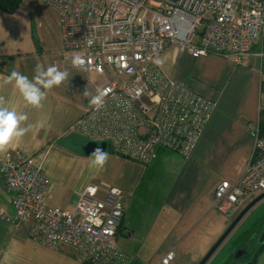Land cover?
Returning <instances> with one entry per match:
<instances>
[{
    "label": "crops",
    "instance_id": "obj_1",
    "mask_svg": "<svg viewBox=\"0 0 264 264\" xmlns=\"http://www.w3.org/2000/svg\"><path fill=\"white\" fill-rule=\"evenodd\" d=\"M40 2L52 9L46 24L45 17L35 22L20 15V7L14 13L0 9V95L10 109L28 115L22 126L33 125L0 153V163L16 150L26 152L44 170L48 203L64 210H72L90 184L119 187L126 206L117 232L119 246L139 264H155L170 250L175 252L170 264H199L252 201L230 217L212 205L216 187L235 182L253 154L254 141L245 126L259 116L264 91L261 59L253 55L244 66L212 52L195 58L184 46H171L159 56L163 71L216 103L196 147L189 157L158 148L147 166L108 152L100 169L92 166V158L83 151L84 138L73 130L92 96L81 94L87 85L81 74L88 75L87 83L90 76L70 68L59 12ZM47 53L59 58L49 66L66 71L68 77L48 90L42 107L34 108L4 81L12 71L31 80L37 65L49 67L43 59ZM14 213L0 171V264H83L79 251L70 246L52 248L31 239L32 220L16 225L10 220ZM237 231L232 230L206 264H231L244 250L252 254V241L236 245Z\"/></svg>",
    "mask_w": 264,
    "mask_h": 264
},
{
    "label": "built area",
    "instance_id": "obj_2",
    "mask_svg": "<svg viewBox=\"0 0 264 264\" xmlns=\"http://www.w3.org/2000/svg\"><path fill=\"white\" fill-rule=\"evenodd\" d=\"M40 1L59 12L70 68L105 77L94 95L111 89L99 111L90 98L73 130L145 166L158 148L189 157L216 108L154 63L171 46L182 45L195 58L212 52L244 66L257 55L264 74V0ZM76 56L82 65H73ZM245 127L253 154L239 178L221 182L212 198L227 217L264 192V91L257 120ZM0 171L12 195L10 220L16 225L32 220L31 239L52 248L70 246L83 264H139L117 243L126 207L122 189L90 184L73 209L64 210L48 203L44 170L26 152L8 155ZM174 258L170 250L155 264Z\"/></svg>",
    "mask_w": 264,
    "mask_h": 264
},
{
    "label": "clouds",
    "instance_id": "obj_3",
    "mask_svg": "<svg viewBox=\"0 0 264 264\" xmlns=\"http://www.w3.org/2000/svg\"><path fill=\"white\" fill-rule=\"evenodd\" d=\"M72 63L79 66L84 61L80 56H76ZM154 63L158 66L162 65L159 58L155 59ZM35 72V76L30 80L27 76L12 71L4 83L17 89L26 105L40 108L43 106L42 102L47 98L48 90L60 86L67 79L68 73L59 70L55 65L49 66L47 69L37 65ZM110 91L111 89H97V94L91 97L90 103L97 111L105 106V97ZM85 95L91 94L86 92ZM27 120L26 113L10 109L6 97L0 95V153L7 151L14 141H18L33 127L31 124L22 126ZM90 157L92 166L102 169L107 162L108 152L97 147Z\"/></svg>",
    "mask_w": 264,
    "mask_h": 264
},
{
    "label": "rangeland",
    "instance_id": "obj_4",
    "mask_svg": "<svg viewBox=\"0 0 264 264\" xmlns=\"http://www.w3.org/2000/svg\"><path fill=\"white\" fill-rule=\"evenodd\" d=\"M19 7H20V11H19L20 15L28 16L29 19L33 18L35 22L37 21L38 18L42 20L43 17H45L44 18L45 24L47 22L46 18L48 17V14L52 13L51 8L42 4L38 0H22ZM63 49L65 53H67L64 46ZM43 59L44 62L49 66V64H51L55 59H59V58H56L53 53H47L43 57ZM81 76L83 80L86 81L85 84H87L85 86H82L80 89L81 94L85 97H89L93 95L95 89L101 86L102 84H104L105 82V77L95 72H92L89 75L91 81L90 83L89 82L87 83L88 75L81 74ZM86 92L90 93L91 95H85ZM84 142L86 143L87 141L84 139ZM241 211L242 210H240V212L236 215L235 219L238 217ZM236 227L238 230L237 237L239 238L236 245H238L239 242L240 243L245 242L246 239H247L246 242H250L251 241L249 240L250 238H253L254 244L257 245L260 234L264 228V199L256 203L250 209V211H248L246 216L239 221ZM257 264H264V252L260 255Z\"/></svg>",
    "mask_w": 264,
    "mask_h": 264
},
{
    "label": "water",
    "instance_id": "obj_5",
    "mask_svg": "<svg viewBox=\"0 0 264 264\" xmlns=\"http://www.w3.org/2000/svg\"><path fill=\"white\" fill-rule=\"evenodd\" d=\"M100 147L106 152H109L110 148L106 142H103L101 144H98L96 142H86L83 146V151L87 155H91L93 151ZM264 199V192L257 197H255L244 209L243 211L238 215V217L231 223V225L228 227V229L225 231V233L222 235V237L215 243V245L212 247V249L209 251V253L204 257V259L199 264H206L208 259L211 257V255L216 251V249L221 245V243L226 239V237L232 232V230L236 227V225L239 223V221L250 211V209L259 201ZM258 248L254 251H252V254L248 252L247 250L243 251L244 254L241 253L237 256V258L233 259L231 264H257L258 259L260 255L264 252V229L260 234L259 240H258ZM257 246V245H256Z\"/></svg>",
    "mask_w": 264,
    "mask_h": 264
},
{
    "label": "trees",
    "instance_id": "obj_6",
    "mask_svg": "<svg viewBox=\"0 0 264 264\" xmlns=\"http://www.w3.org/2000/svg\"><path fill=\"white\" fill-rule=\"evenodd\" d=\"M21 1L22 0H0V9L9 13H14L19 8Z\"/></svg>",
    "mask_w": 264,
    "mask_h": 264
},
{
    "label": "flooded vegetation",
    "instance_id": "obj_7",
    "mask_svg": "<svg viewBox=\"0 0 264 264\" xmlns=\"http://www.w3.org/2000/svg\"><path fill=\"white\" fill-rule=\"evenodd\" d=\"M263 229H264V228H263ZM262 231H263V230H262ZM249 240H251V241H252V244H254L253 238H250ZM258 246H259L258 244H257V246L254 244V247H255V248H254L253 250L255 251V250L258 248Z\"/></svg>",
    "mask_w": 264,
    "mask_h": 264
}]
</instances>
